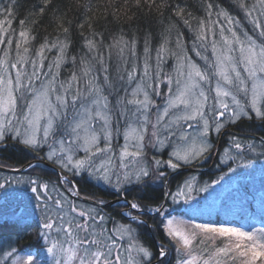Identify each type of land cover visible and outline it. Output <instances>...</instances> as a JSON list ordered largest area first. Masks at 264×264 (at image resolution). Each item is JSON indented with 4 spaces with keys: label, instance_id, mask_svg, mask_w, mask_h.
Returning <instances> with one entry per match:
<instances>
[{
    "label": "snow or ice",
    "instance_id": "6c2138e0",
    "mask_svg": "<svg viewBox=\"0 0 264 264\" xmlns=\"http://www.w3.org/2000/svg\"><path fill=\"white\" fill-rule=\"evenodd\" d=\"M50 5L42 0L30 15L42 17ZM160 6L175 21L158 46L151 34L142 47L124 35L106 43L103 33L85 35L81 23L78 52L62 22L34 48L37 21L21 19L17 30V0L0 7V147L16 146L58 170L56 182L28 181L43 264H173L172 245L175 264H264V226L194 223L162 202H191V180L162 191L169 175L207 160L226 134L221 163L256 152L232 129L264 125V0H200V16L182 0ZM260 147L264 155V136ZM88 180L97 194L82 197ZM9 249L11 264H42Z\"/></svg>",
    "mask_w": 264,
    "mask_h": 264
},
{
    "label": "trees",
    "instance_id": "16d2710c",
    "mask_svg": "<svg viewBox=\"0 0 264 264\" xmlns=\"http://www.w3.org/2000/svg\"><path fill=\"white\" fill-rule=\"evenodd\" d=\"M41 2L42 0H17V14L14 17L15 22L12 25L13 28L18 30L19 20L21 19L27 18L28 20L37 21V23L32 26L33 35L36 36V40L33 41L34 48L43 42L44 37L47 36L52 38L57 35L59 31L56 26L57 22H62L65 26L70 27L72 38L77 42L75 46L77 52L79 51V32L81 31L78 25L81 23L84 24L83 31L85 35H88L90 31L103 33L106 43L110 42L113 36L124 35L126 38H138L141 41L142 47L143 37L147 34H151L152 43L155 47L158 46L161 36L168 25L175 21L170 9L160 5H162V3L174 4L176 0H155V4L152 7H149L145 0H141L139 6H137L136 0H52V5H50L44 16L30 15L34 7L40 5ZM182 2L191 5L189 10L193 11L195 15H202V11L197 10L200 0H182ZM9 3L10 0H0V7L8 6ZM248 3H255V0H248ZM89 25H91V29H89ZM179 27L186 35H190L182 24H180ZM232 132L233 134L239 135L241 139L245 141L257 140L260 139L261 136H264V125L256 121L247 126L242 125L239 128L234 126ZM217 143H219L220 149L226 146V143L230 144L228 135L226 134L222 138H219ZM37 159L39 158L35 157L32 153L26 150L21 151V149L16 146L9 145L7 148L0 147V166L18 169ZM211 160L212 156L209 157L207 162L202 161L193 166H189L190 168L200 169L201 171L177 172L168 178L169 184H166L162 191H166V189L169 191L173 190L187 177L197 176L195 180L197 186H194L191 195H200L203 201L209 205L203 211L184 209L175 212L176 215H183L186 219L194 223L231 222L233 225H253V221L258 219L259 216L253 214L252 202L251 200H247L250 199V197L245 195V193L249 195L247 190L248 183L244 184L238 182L239 184L235 186V188L230 189V191H233L232 193L227 189L223 198L217 197L210 199L212 202L208 200L211 195L216 194L219 187L222 186V181H226L228 177L227 173H225L226 167L220 165L217 159L215 163L219 165V169L216 170L214 167L208 170ZM0 176H5V179L14 176H30L34 179L40 177L44 180L50 179L52 182H56L57 178L56 173L52 169L39 164L38 167H28L20 173L0 172ZM221 177H223V179H221ZM3 182L5 184L8 183L6 180ZM212 182H217L215 183L216 188L214 190L210 192L201 191L202 188H205L202 185H206L208 190V186H210ZM80 191L81 196L92 197L94 194H97V186L89 181H81ZM105 199H114V196H108L105 197ZM228 200L230 201L227 202ZM162 202H164V200ZM11 203L12 202L2 201L0 199V210L7 212L4 208H8ZM37 223L38 222L31 217H0V251L3 249L10 250L9 245L15 246L18 253L37 256L43 264L45 254L42 252L38 253L37 251ZM151 223L152 222L149 221V224ZM156 239L157 242H160L161 237L157 236ZM162 239L168 242L166 236ZM215 243L216 245H220L222 241L217 240ZM175 258V247L173 248L172 245L169 259L173 261V264H175Z\"/></svg>",
    "mask_w": 264,
    "mask_h": 264
},
{
    "label": "rangeland",
    "instance_id": "374dc122",
    "mask_svg": "<svg viewBox=\"0 0 264 264\" xmlns=\"http://www.w3.org/2000/svg\"><path fill=\"white\" fill-rule=\"evenodd\" d=\"M189 45H190V41H189ZM171 64H172V61L169 60L168 67H170ZM250 141L254 142L257 145V150L255 153H247L246 152V153H244L243 161H241L239 158H237L235 161L229 160L227 163H221V160L223 158L224 150L227 148H230V144L226 143V146H223L220 149V146H219V148H216L218 143L214 141L215 147L213 148V150H212L213 152L211 153V155L209 157L213 156L215 153H216V156H215V159L213 161L214 165L211 168H208V170H211L214 167H215L214 169H216V170L219 169V165H217L215 163V161L217 159L218 163L220 162V165L226 167L225 173H227L228 177H227L226 181H222V183H221L222 186L219 187L216 194L211 195L210 198H208V200L212 202V200H210V199H214L217 197L223 198L224 194L227 192V189L230 191V189L235 188V186H237L239 184L238 182H242L244 184L248 183L247 190L249 192V195H247L246 193H245V195L250 197V199H247V200H251V202H252L253 210H254L253 214L259 216L258 219L253 221V223H254L253 225L259 227V226H264V224H262V222H264V155H261V151H262V149L260 147L261 138L257 139V140L256 139L250 140ZM232 151L234 153L235 150L233 149ZM209 157H208V159H209ZM207 160H203V161L207 162ZM35 161H42V160H39V159L34 160L33 162H31V163H33L31 165H38V164L43 165V164H40L39 162H35ZM249 161L251 162L250 167H248V168L238 167V164H240L242 162H249ZM45 162H47V161H45ZM43 166H45V165H43ZM229 166H231L232 168H235L236 171L235 172L229 171ZM3 167H6V166H3ZM45 167H47V166H45ZM187 168H188V166L185 167V169H187ZM196 178H197V176L187 177L182 182H180L178 185H183L185 180H191V181H193L194 186H197V184L195 182ZM30 179H34V178H32L30 176H22V177L21 176H19V177L14 176V177L5 179V176H0V183H4L3 182L4 180H6L8 182L7 184H5L4 188H0V193H1L0 199L2 201L12 202L8 208H4L5 210H7V212H3L2 210H0V217H3V216H9V218H28V217H31L33 220H36L38 222L39 211L35 208V203H36L35 200L31 199L32 193L30 191V186L28 184V181ZM18 181H22V182H18ZM88 181L95 184L94 181H91V180H88ZM215 183H217V182H215ZM215 183L212 182L211 185L208 186L207 192H210L216 188ZM177 186L173 190H170V191L175 192L177 189ZM202 186L207 187L206 185H202ZM166 191H169V190L166 189ZM230 192L232 193L233 191H230ZM205 194H207V193H205ZM191 197H192V199H191V202L189 204H184L182 201L179 204H173L170 198H166L165 206L172 213L173 216H176L177 218H182V219L188 220L183 215H180V216L176 215L175 212H179V211H182L184 209L203 211L209 206L208 204H206L203 201V199H202V197H200V195L199 196L198 195H191ZM108 201L113 206H115V197H114V199H109ZM229 201L230 200H228L227 202H229ZM105 210L107 211L108 209H105ZM4 213H6V214H4ZM174 247L175 246L173 245V248ZM6 251H8V250L3 249L0 251V261H3V264H11V258H8L7 260L4 259V253ZM18 254H20V253H18ZM44 254L46 257V253H44ZM20 255L27 256V255H23V254H20ZM44 259L45 258H43V261H44Z\"/></svg>",
    "mask_w": 264,
    "mask_h": 264
},
{
    "label": "water",
    "instance_id": "95a60500",
    "mask_svg": "<svg viewBox=\"0 0 264 264\" xmlns=\"http://www.w3.org/2000/svg\"><path fill=\"white\" fill-rule=\"evenodd\" d=\"M216 148H219V143H218V145H217ZM217 150H218V149H217ZM216 152H217V151H216ZM215 156H216V153H215L214 156H213V159H212V162H211V166H212V164H213V161H214V159H215ZM35 162H39L40 164H43V165H45V166L51 168V169L56 173V175H57L58 170H57V169H53L52 165H50L49 163H47V162H45V161H35ZM31 164H33V163H29L28 165H24V166H22V167L19 168V169H9V168H6V167H3V166H0V172H5V173H19V172H21L22 170H24V169L30 167L29 165H31ZM184 171H188V172H190V171H196V169H190V168L185 169V168H184V169L179 170L178 172H184ZM176 173H177V172H176ZM173 174H174V173H171V175H169V177L172 176ZM169 177H168V178H169ZM82 197H83V196H82Z\"/></svg>",
    "mask_w": 264,
    "mask_h": 264
}]
</instances>
